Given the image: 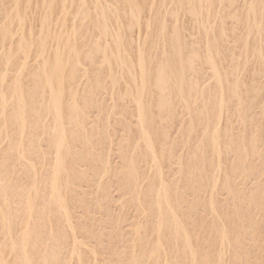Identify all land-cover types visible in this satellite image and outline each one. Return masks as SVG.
<instances>
[{"label":"bare ground","instance_id":"bare-ground-1","mask_svg":"<svg viewBox=\"0 0 264 264\" xmlns=\"http://www.w3.org/2000/svg\"><path fill=\"white\" fill-rule=\"evenodd\" d=\"M11 1L15 4L14 8L6 10L4 17H13V19L9 18L5 21V18L0 24L2 32H0V52L3 53L6 63L11 62L17 56L16 54H25L27 49L31 50L33 44L36 45L33 40L30 44V40L28 42L21 40L25 29L26 11L19 13L20 0ZM27 1L28 5L32 0ZM84 1L82 0L83 3ZM166 1L170 3L166 4L168 3ZM171 1L158 0L155 5L152 3L145 7V3L141 1L124 0L128 9L127 14L130 16L125 20L128 28L137 27L138 32V28L142 26L140 15L145 12L150 14L152 22L157 23L150 39L147 37L148 32H145V35L141 38L138 36L136 41L127 40L124 43L122 37L125 36L119 32L122 24L117 18H111L113 13L109 9L110 6H103L101 0H90L89 5L93 8L91 20L98 30L96 39L93 37L88 39L92 46L88 42L82 46L76 42L74 37L81 33V27L74 28L75 20L72 30L67 29V25L64 24L66 20V17L63 19L66 8L65 0L58 2L61 5L59 7H54L52 2V5L48 2V6H44V11L39 17L40 32L36 35L40 40L37 47H39L38 53L41 55V60L36 65L24 62L19 66L21 73L28 74L34 69L35 88L42 99L46 100L40 105L41 110L19 104V96L22 94L21 79H8L7 73L0 71V99L7 98L14 103L0 104V149L5 148L9 142L7 129L13 128L18 138L28 139L24 146L19 144L13 149L18 161L25 164L35 155L36 160L41 163L50 161L56 164L55 181L51 191L57 196L62 207L68 208L66 204L72 192L68 173L69 167L76 161L70 157L72 147L85 143V140L97 146L96 152L85 154L86 165L98 178L105 174L107 176L111 174L113 167L109 163L108 153L105 152L111 153L114 150L115 146L112 145L115 142L116 131L121 130L123 144L120 149L118 146V152L122 154L124 147L129 151V154L124 153L127 159L123 160V164L126 166L128 177V193L132 195L131 198L136 205H141L140 187L145 182L141 184V176L145 173L146 177L151 180V183H147L144 193L152 195V203L156 205V208L152 210L157 209L154 210L157 218L153 228L148 232L145 231L149 236L145 239V242L149 244L146 253L151 260L149 264H180L179 258L176 261L164 260L165 262L160 259L166 254L168 249H164L166 246L170 248L169 252H173V256L177 255L176 242H179L184 251L189 253L191 250V246L186 248V244L190 243L186 241L187 234L181 233L182 229H178L182 226L181 223H175L180 221L174 210L190 202L186 201L187 196H184L181 191L173 189L175 186L188 188L190 191L186 193L194 197L197 196V191L207 194L206 198L202 199L201 205L202 208L207 209L205 217L209 219V227L215 232L220 242L234 246L236 242H239V237L233 233V230L240 234L250 233L255 232L260 224H264V195L259 196L256 192L257 189L264 188V154L260 147L261 144L264 146V115L261 114L259 119L260 116L256 115L257 110L254 109L249 99L262 92L261 87L250 84V82L256 80L264 70V50L257 39L264 32L259 22L260 19L261 23H264V0H249L247 4L244 3L245 20L248 21L240 30L245 35L246 41L244 42L228 39V31L233 36L236 30L234 27L227 30L226 22L222 21L224 18H218L219 12L216 8H218V3L221 6L220 0H188L186 2V6L190 8L188 9L189 14L192 13L191 15L194 16V29L192 27L194 35L191 37L195 44L190 48L192 52L196 51V53L193 52L195 57L197 52H200L198 67L192 63L193 59H197H192L191 56L194 57L192 52L189 53L188 59H184L185 42L182 31L185 30L178 25L177 17L170 18L173 14L171 13L168 15L172 21L166 20L167 5H170ZM176 1L174 7L181 5L179 3L182 1ZM84 4L86 6V3ZM234 5L231 4L232 7ZM231 6L229 3L230 9H232ZM78 8L74 10L72 19L79 18V14L82 16L85 14L84 10H79V12ZM229 8H227V13L230 11ZM53 9L54 12L60 11L54 21L51 19L54 15ZM235 11L234 14H237V10ZM174 14L176 15V11ZM232 15H226V19ZM232 19L235 18L232 16L229 20ZM81 24L83 25L82 22ZM168 25H170V32L163 37V31L168 29ZM250 36L254 37V41H247L250 40ZM229 43L230 45L226 46ZM133 45L134 52L129 55L126 49ZM89 46H91L89 53L97 50L101 54V62L105 66L97 75L98 78L106 76L107 82L111 84L110 103L105 107L101 105L100 100L95 99L84 107L85 110L75 103L72 105L70 103L67 107L59 102V99L65 96L63 90L65 83L70 80L73 84L75 79L79 78L78 81L89 79L85 68L86 62L80 56L85 47ZM0 65L2 66L1 63ZM70 67L77 69L82 75L78 77L76 74H68ZM189 75H193L194 79H190ZM98 78L94 84H99ZM49 79L52 83L48 82ZM167 82L172 85L169 89H166ZM3 91L5 96L1 94ZM79 92H83L80 86L71 88L67 93L76 98ZM193 100H195L194 106ZM231 102L235 105L233 111L229 110ZM122 105L124 108L120 112L119 106L122 107ZM46 108H48L47 113L44 111ZM29 110L39 113L31 116ZM70 111H74V116L78 115L81 119L82 125L78 129V134L83 140L74 138L71 133L64 131L66 125L62 121L61 113L69 114ZM90 111L96 113L94 119L87 115ZM15 112H18L17 115H14ZM232 115H235L237 119L233 120ZM31 135H34L33 139L36 142H38L36 137L41 135L45 149H41L40 145L30 140ZM51 153L54 154L52 158L49 157ZM173 156L179 159L177 160L178 172L181 174L186 173L183 161L200 166L196 171L195 184L193 180L184 179L174 184L164 179L162 166ZM46 158L48 160H45ZM138 158L142 159L144 166L147 165L149 170H144L141 165H138L139 160H136ZM216 170L218 174L222 173L221 183L218 182L221 174L217 178ZM35 175L37 174L32 169V179L29 183L31 189L27 193L31 196L37 194L38 190L35 186H38L39 178ZM239 177L242 181H239ZM248 182H253L252 188L256 190L251 191V187L247 189ZM242 183L247 185L241 186L244 192L239 186ZM193 187L197 189L192 191ZM218 188L227 190L229 194L224 204L226 208L221 214L216 213L219 208L212 200L215 196L214 191ZM61 191L67 194L66 197L61 196ZM23 194H26L23 187L2 183L0 178V227L4 228L0 244V264H23V252L28 247L27 244L15 245L12 232L15 222L12 221L13 216L6 211L7 209L14 208L19 203L23 209L26 206L31 210L33 217L39 209L46 216V223L53 224L51 218L55 212L48 206L47 201L40 196L21 205L20 196ZM65 200L66 202H63ZM244 203L249 204L250 209L244 211ZM141 210L145 217V209L141 207ZM63 218L65 224L62 230L59 227L55 230V234H49L47 238L49 244L43 254V264H68L67 261L59 259V254H66L62 241L64 238L67 239L74 229L71 227L72 217L66 213ZM172 224H174L173 234L169 232ZM141 228L135 234L138 238L142 233ZM22 231L27 238L36 237V230L27 223H24ZM152 235H154L153 240ZM157 237L161 239L157 240ZM182 241L185 243H180ZM145 242L141 244L135 242L132 247L145 248L147 244ZM76 243L72 248L71 258L80 254L79 250L83 246L80 242V244ZM223 252L219 250L217 254L218 264H221L226 256ZM192 255L186 259L190 264H198V260ZM133 256L132 264H139V254L136 252ZM71 258L68 261H72Z\"/></svg>","mask_w":264,"mask_h":264},{"label":"rangeland","instance_id":"rangeland-1","mask_svg":"<svg viewBox=\"0 0 264 264\" xmlns=\"http://www.w3.org/2000/svg\"><path fill=\"white\" fill-rule=\"evenodd\" d=\"M28 0L27 2H29ZM53 1V0H52ZM51 1V2H52ZM61 0H55L53 1V6H61L58 2ZM145 3V7L147 4H156L158 0H137ZM173 1V3H172ZM170 5H167V15L166 20L172 21L170 18L173 16L177 17L176 20H178V25L181 28H184L185 31H182L183 41L185 42V49H184V59L189 58V53H191L190 46H193L195 43H193V38L191 35H194V30L192 31V27L194 26V16L189 14L188 8L189 6H186V2L188 0H180L182 3H179L181 5H176L174 7L176 0H172ZM222 1V2H221ZM227 1V2H225ZM249 0H237L235 3V0H220V4L218 3V8H216L219 12L218 18H224L222 21L226 22V28L227 30L234 29L236 30L234 35L231 36V34L228 31V39L231 40H238L241 42L246 41L245 35L242 31H240L246 23H248L247 20H245V5L244 3H248ZM28 5L26 4V0H20L19 13H22V11H26V16L24 17L25 22V29L23 31V34L21 36V40L25 42L31 43V40L36 42V45L33 44L31 46V50L26 51L25 54H16L15 58L9 62L6 63L3 59V53L0 52V65L1 72L7 73L8 79H21V90L22 94L19 96V104L27 106V108H32L35 110H41L43 102H45V99H42L40 93L35 88V83L33 81V75L35 73L34 69L26 74L21 73L19 70V66L23 64L24 62H27L28 64H34L36 65L41 60V55L39 52V47L37 43L40 42V40L37 38V34L40 32V25L38 22L39 17H41V14L44 11V6H48V2L50 0H32L30 1ZM50 2V3H51ZM56 2V3H55ZM103 6H110V10L112 11L111 18L115 19L117 18L120 24H122L119 28V32L124 34V43L127 40L136 41L139 38L143 37L145 35V32H148L147 37L150 39L151 34L155 31L157 27V23L152 22V18L150 20V14L148 12H145V14L140 15V22L141 25L139 29V33L137 32V27H131L128 28L127 24L125 22L126 19L130 18L129 14H127V5L124 2V0H101ZM107 2V3H106ZM168 2V1H166ZM225 2V4H224ZM239 2V3H238ZM51 3V5H52ZM86 3V6L85 4ZM84 3L82 0H65V12L63 15L64 24L67 25V29H71L73 27L77 28V26L81 27V33L76 35L74 38H76V42L79 45H85L87 42L91 45L89 42V38L93 37L96 39L98 36V30L97 27L92 23V5L90 3V0H85ZM170 1L166 4H169ZM231 4L235 3V5L230 9L229 8ZM84 4V6H82ZM14 3H12L11 0H0V24L5 20L6 17H4V12L6 10H11V8H14ZM30 5V6H29ZM125 5V6H124ZM224 5V6H222ZM244 5V6H243ZM2 6V7H1ZM80 6L82 8H80ZM115 6V7H114ZM220 6V7H219ZM78 8V11H85V14L82 16L79 14V18L72 19V14L74 10ZM87 7V8H86ZM176 8V9H175ZM224 8V9H223ZM227 8L230 9L229 13H227ZM56 9V8H55ZM89 9V10H87ZM243 9V10H242ZM186 10V11H185ZM237 10V14H234ZM23 11V12H24ZM79 11V12H80ZM170 11V12H169ZM172 11V12H171ZM176 11V15L174 14ZM188 11V12H187ZM235 11V12H234ZM54 15H52V21L55 20V16L60 12L59 10H56L54 12V9L52 10ZM125 12V13H124ZM179 12V13H178ZM183 12V13H182ZM191 12V11H190ZM221 12H223L221 14ZM89 17H88V14ZM123 13V14H122ZM171 17L169 18L168 14H171ZM63 14V13H62ZM118 14V17H117ZM189 14V15H187ZM232 16L235 18L233 22H231L229 19L232 18L229 17L226 19V15ZM242 14V15H241ZM40 15V16H39ZM240 17L239 19L237 17ZM126 16V17H124ZM192 16V17H191ZM10 18L13 19V17H7L5 21H8ZM236 18L238 20H236ZM116 19V20H117ZM79 20V21H77ZM193 21V23H192ZM218 21H221L218 19ZM83 23V25L81 24ZM240 22V23H238ZM243 22V23H242ZM259 22L261 24V28L264 30V23H261L260 19ZM149 23V24H148ZM149 27V28H148ZM88 29V30H87ZM133 29V30H132ZM194 29V27H193ZM130 30V32H129ZM147 30V31H146ZM190 30V31H189ZM1 32V29H0ZM124 32V33H123ZM170 32V25H168V29L163 31V37ZM187 32V33H186ZM2 33V32H1ZM189 34V35H188ZM81 35V36H80ZM241 36V37H240ZM261 37H257V39L261 42V48L264 50V32L260 35ZM191 39H190V38ZM253 36H250V40L247 41H254ZM86 39L88 41H86ZM192 43V44H191ZM239 43V42H237ZM229 44H226V46H229ZM92 46V45H91ZM85 47L83 52H81L80 56L81 59L86 62L85 68L87 69V74L89 76V79L78 81L75 79V82L72 84L70 80L65 83L63 90L65 91V96L61 99H59V102L62 104H65V106L69 107L68 104L72 105L73 103L77 104L79 107H85L91 102L95 101V99L100 100L101 105L108 106L110 103V92H111V84L110 82H107L106 76L105 77H99L97 73L102 72V69L105 65H103L102 57L100 56V52L95 50V52L89 53V50L91 48ZM35 47V49H34ZM200 48V46H199ZM134 45L132 47H128L126 49V52L129 53V55H132L134 52ZM196 53V51H193ZM192 52V54H193ZM200 52H197V55L195 57V54L193 58L192 63L198 67L200 64ZM199 55V56H198ZM85 57H88V59H85ZM84 58V59H83ZM7 64V66L5 65ZM101 65V67H100ZM105 71V69H104ZM81 72V71H80ZM263 74L259 75L256 80H253L251 83L254 85H257L262 88V92L259 95L251 96L249 99L250 102L253 103V107L255 110H257V116H260L261 114L264 115V70L262 71ZM68 74H76L78 77L79 75H82L79 73L77 69H73L70 67ZM75 75V76H76ZM77 77V78H78ZM190 79H194L193 75H189ZM98 78L99 84H94ZM192 79V80H193ZM95 80V81H94ZM105 81V82H104ZM49 83H52L51 79L48 80ZM169 84V85H168ZM83 89V92H79L78 96L76 98H73L71 95H69L67 92L71 90V88H77L78 86ZM251 86V85H250ZM34 87V88H33ZM71 87V88H70ZM171 83H166V89L171 88ZM122 91V89H121ZM123 92V91H122ZM2 96H5V92L3 91ZM195 100L192 101L194 106ZM0 104H14L12 100H9L7 98L0 99ZM122 104V103H121ZM12 106V105H11ZM10 106V107H11ZM124 106H119L120 112L123 111ZM233 108L235 109L234 102L229 103V110L233 111ZM85 110V108H84ZM46 113L48 112V108L44 110ZM262 111V112H261ZM18 112H15L14 115H17ZM39 112H33V110H29V114L32 116L33 114H38ZM5 114H7V111H5ZM62 121L65 123V132L71 133V136L74 138L82 139V136L78 134V129L81 128L82 122L78 115L74 116V111H70L69 114L66 112L61 113ZM87 115L89 118L93 119L96 117V113L94 111L87 112ZM252 115V114H251ZM115 116H118V114H115ZM261 116L259 117V119ZM223 119V117H222ZM232 119L236 120V116L232 115ZM224 119L222 120V122ZM173 134V130L171 131V135ZM7 135L9 137V142L6 144L5 148L0 149V178L2 179V183H10L14 187H23L26 194H23L20 196V199L22 201L23 205L24 203H28L32 200H34L37 197H42L47 201L48 206H50L53 211L55 212L54 216H52L51 221L53 224L49 225V223H46L47 219L46 216L42 214V211L37 209L36 213L33 215L31 214V210H29L26 206L23 207L20 206L18 203L16 207L9 208L6 211L9 214H12L15 225H13L12 232L15 237V245H25L27 244V249L24 250L23 254V264H43V254L46 251V246L49 244L48 242V236L49 234H55V230L59 227L60 230H62L63 224H65L63 215L68 213L72 217V225L71 227L74 229L70 233V236H68L67 239H63L62 245L65 249V253L59 254V259L67 261L69 264H132V257L133 255L139 254L140 256V263L139 264H149L151 261L149 257L146 255L147 250L149 249V244L145 242L146 238H149L147 233L145 231H149L153 228V224L157 217H155V211L157 209L152 210V208H156V205L152 203V195L148 194L147 192L144 193L145 187L147 183H151V180L149 177H146L147 175L144 173L141 176V184L140 187V193L139 196L141 198V205H136V202L132 200L131 196L128 193V177L126 174V166L123 164V160L127 159V157H124V153L129 154V151L126 150V147L122 149V154L118 152V146L119 149L123 144V133L121 130L116 131V138L115 142L112 146L114 147V150L109 153V163L113 167L111 174H106L101 176V178H98L94 175L93 170L87 167V161L85 159V154L89 152H96L98 147L94 146L91 143H88L87 140H85V143L77 144V146L72 147V153L70 154V157L73 159H76V161L69 167V175H70V181L69 186L72 188L71 197L68 198V202L66 204V207H62L59 204V200L56 195L52 194L51 187L52 184L55 181L54 171H55V165L54 163H51L50 161L41 163V161H37L35 155L32 156L31 159H29L25 164L23 162H20L17 160L15 154L13 153V149L18 147L20 144L21 146H24L27 143L26 138H18L16 136V133L14 132L13 128L7 129ZM34 135L29 136V139L34 141L36 145H40L41 149H45V145L43 142V137L39 135L36 137V142L34 139ZM73 140V139H72ZM68 144L69 141H66ZM261 149L263 150L264 154V146L261 144ZM187 150V149H185ZM184 151V150H183ZM182 151V152H183ZM183 154V153H181ZM54 154H49V157L52 158ZM56 157V154L54 156V159ZM184 157V156H183ZM53 159V160H54ZM45 160H48L46 158ZM139 160V164L143 167L144 170H149V167L147 165L144 166V163L142 162L141 158L136 159ZM177 159L175 156H173L172 159L168 160V162L164 163L163 167V174L164 179L167 180L169 183L176 184L179 181H183L184 179L187 181L193 180V184L196 183V171L199 169L197 164H192L187 161H183V166H185V174H181L178 172L179 164L177 163ZM181 160V159H180ZM229 160V158H228ZM52 161V160H51ZM4 163V164H3ZM196 168V169H195ZM22 169V170H21ZM32 169L34 171L35 177L39 178V184L38 186H35L37 190V194H34L31 196L30 194H27L30 191L31 185L29 183L32 179ZM92 170V171H91ZM192 172V173H191ZM220 172V170H219ZM93 173V174H92ZM219 174H221L219 178ZM218 174V170L215 171V176L219 178L218 182H222V173L220 172ZM34 176V175H33ZM83 176H86L85 178ZM180 177V179H179ZM75 178V179H74ZM82 178V179H81ZM239 181H242L241 178H238ZM80 180V182H79ZM237 181V182H239ZM233 182V181H232ZM249 189L251 187V191H254L256 189L252 188L254 186L253 182H248ZM252 184V185H251ZM245 185L242 183L239 186ZM29 186V187H28ZM247 186V185H245ZM242 188V187H241ZM173 189H176L177 191H181L185 197L186 201L190 202L188 204L180 205L176 207L174 210L177 212V217L180 222L175 223H181L182 225L178 229H182L181 233L187 234V240L190 243L186 244V248L190 247V252L193 254L192 256L196 257L198 260V264H218L217 261V254L219 250L224 251L225 258L221 262V264H264V224H260L258 226V229H256L255 232H246L243 234L237 233L233 230V233L239 237V242H236L234 246H231L230 244L225 242H220V239L216 238V234L211 228L209 227L207 217H205V214L207 212V209L202 208V199L206 198V193H201L197 191V196H191L188 195L186 192H189L190 190L188 188L183 189L182 186H175ZM197 187H193L192 191L196 190ZM243 191V188H242ZM215 196L212 199L215 204L218 205V210L215 212L218 214H221L223 210L226 208L224 206L225 202L227 201L229 194L228 191L225 189H216ZM244 192V191H243ZM258 195H264V188H259L256 190ZM61 196L66 197V193L64 194L63 191H61ZM149 197V198H148ZM38 200H36L37 202ZM247 201V200H245ZM63 202H66L63 201ZM82 202V203H81ZM40 204V203H39ZM245 205L243 207V210L246 211L250 209V205L244 203ZM223 206V207H222ZM141 207L145 209L146 215L144 217V213L141 212ZM38 212V213H37ZM143 213V214H142ZM214 213V211H213ZM215 213V214H216ZM142 214V216H141ZM120 218H119V217ZM36 218V219H35ZM119 218V219H118ZM44 220V221H43ZM247 222V221H246ZM24 223H27L28 226H30L32 229L36 230V237L35 238H27V235L23 233L22 229L24 227ZM46 223V224H45ZM174 223V224H175ZM40 224V225H39ZM42 224V225H41ZM142 224V225H141ZM172 224L170 226L169 232L173 234L172 232ZM141 225V226H140ZM142 227V228H141ZM142 229V233L138 236H135V234L138 232V230ZM184 230V232H183ZM64 231V230H63ZM186 231V232H185ZM4 234V228L0 227V244L2 243V238ZM185 234V235H186ZM146 235V236H145ZM154 239V235H152V240ZM157 240H160V237L156 238ZM81 243L84 248H80V254H76V256L71 258V251L74 246V243ZM135 242H139L140 244L143 242L147 243L145 248H133V244ZM76 243V244H77ZM79 243V244H80ZM180 243H185V241H182ZM224 243V244H223ZM177 248L175 251L177 252L176 256H173V252H169V247L166 254L161 256L160 259H163V262L165 261H173L180 259V264H190L186 258H188L190 255L187 251H184L183 247L180 246L179 242H176ZM223 247V248H222ZM135 249V250H134ZM94 255L92 254V252ZM125 252V253H124ZM195 252V255H194ZM92 255H91V254ZM133 253V255H132ZM66 257H65V256ZM78 255V257H77ZM94 256V257H93ZM166 256V257H165ZM69 258L72 261H68ZM80 259V260H79ZM148 259V260H147ZM165 260V261H164ZM148 261V262H147ZM80 262V263H79ZM161 264V263H160ZM165 264V263H162Z\"/></svg>","mask_w":264,"mask_h":264}]
</instances>
